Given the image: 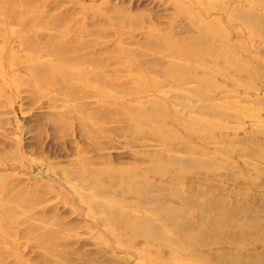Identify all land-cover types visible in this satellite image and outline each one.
<instances>
[{
  "label": "rangeland",
  "instance_id": "1",
  "mask_svg": "<svg viewBox=\"0 0 264 264\" xmlns=\"http://www.w3.org/2000/svg\"><path fill=\"white\" fill-rule=\"evenodd\" d=\"M0 264H264V0H0Z\"/></svg>",
  "mask_w": 264,
  "mask_h": 264
},
{
  "label": "bare ground",
  "instance_id": "2",
  "mask_svg": "<svg viewBox=\"0 0 264 264\" xmlns=\"http://www.w3.org/2000/svg\"><path fill=\"white\" fill-rule=\"evenodd\" d=\"M159 156H160V158L162 159V161H166V162H168V164L170 165V166H172V167H176V166H179V169H181V171H188V170H191V167H189V166H187V165H182V164H184V163H182L181 161H179V160H177V159H175V158H168V159H164V157H163V155L161 154V153H157ZM155 155V157H158V155ZM178 163V164H177ZM201 162L200 161H196V164H200ZM196 166H198V165H196ZM211 166V165H210ZM156 203H157V206L155 207V210L156 211H158V210H161V208L160 207H158V204H161V203H163V201L161 200V199H156ZM200 204V203H199ZM168 208H170V206L168 207ZM153 209V208H152ZM169 211H170V213H171V210L169 209ZM124 214H126L125 212H124ZM169 217V216H168ZM138 222L139 221H137V222H135L136 224H138ZM186 223H189L188 222V220H186ZM176 225V224H175ZM135 226V224L134 223H129V222H127V224H126V227L127 228H130V229H132V230H134V232L136 233L134 236H136V237H142V236H144V235H146L147 237H150V238H152L151 236L152 235H154V234H156V233H154L153 231H151L150 229H151V227H150V229L149 230H145V228L144 229H136V227H134ZM144 234V235H143ZM155 236V235H154ZM195 245H200V243L197 241V242H195Z\"/></svg>",
  "mask_w": 264,
  "mask_h": 264
}]
</instances>
